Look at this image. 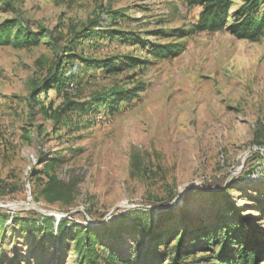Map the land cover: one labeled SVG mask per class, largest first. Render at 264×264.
I'll return each instance as SVG.
<instances>
[{
    "label": "rangeland",
    "instance_id": "1",
    "mask_svg": "<svg viewBox=\"0 0 264 264\" xmlns=\"http://www.w3.org/2000/svg\"><path fill=\"white\" fill-rule=\"evenodd\" d=\"M241 3L233 0L230 20ZM117 9L123 15L102 27L179 42L180 53L159 58L123 42L103 48L98 53L128 52L143 62L107 74L84 72L67 99L85 110L67 114L74 129L54 132L38 107L30 114L32 85L52 70L73 29ZM200 9L187 0H0V23L14 19V27L24 22L44 29L30 45L11 38L0 43V209L9 215L42 213L34 206H9L33 202L55 212L47 214L54 225L34 235L6 219L0 264H82L76 241L78 233L84 237V226L116 231L101 235L98 245L127 264H166L185 230L193 232L186 245L198 243L196 232L212 243L242 224L264 231V37L238 38L226 28L174 34L195 21ZM136 85L145 89L111 114L96 111L98 95ZM60 133L66 134L62 141ZM41 151L64 155L56 172L77 181L71 204L37 199L32 177L43 166ZM189 183L198 185L178 196ZM150 215L159 237L133 226ZM204 245L191 254V263L221 264L222 245Z\"/></svg>",
    "mask_w": 264,
    "mask_h": 264
},
{
    "label": "trees",
    "instance_id": "2",
    "mask_svg": "<svg viewBox=\"0 0 264 264\" xmlns=\"http://www.w3.org/2000/svg\"><path fill=\"white\" fill-rule=\"evenodd\" d=\"M187 2L190 5H199L201 9L197 19L188 23L187 28L179 27L175 30L174 34L179 37L196 32L218 31L224 28L238 38L251 41L264 37V0H242L241 5L231 15L233 20L229 19L233 0H187ZM122 15V11L117 9L111 13L107 12L106 18H95L83 27L73 29L66 43L63 44V52L55 60L52 70L42 81L32 85L28 96V103L31 107L30 114L41 112L47 120H52L54 132L65 129V133H67L74 129L67 114H71L74 110H85L84 105L67 99L68 90L72 85L80 84L84 72L87 73L89 69H97L107 74L117 71L125 65L133 66L143 62L142 59L128 52L111 55L98 53L103 48L123 42L133 45V47L138 46L146 50L148 54L159 58L174 57L180 53L181 44L179 42H156L143 39L129 31L102 27L105 22L110 25V20L117 22V18ZM14 23V19H5L0 23V43H7L11 38L23 46L30 45L37 42L44 33L43 28L34 29L22 24L14 27ZM144 89L145 87L142 85L130 88H113L107 94L96 97L99 103L96 111L111 114L117 110L120 102L132 100L138 92ZM51 90L55 92V96L52 98L49 97ZM60 97L62 99L57 102V98ZM37 107L38 110L35 112L34 108ZM65 133H60L57 137L62 141L65 138ZM24 137L31 138L27 133ZM260 145L261 143L257 144V146ZM38 160L43 166L40 170L35 171L32 177L35 184L38 185L37 199L46 204H71L78 192L77 181L62 179L56 172V167L64 161V155L51 156L41 151ZM8 218L12 226H17L32 235L42 231L48 225H54V218L44 213L26 211L9 215L0 209V227H5ZM153 220L157 219L151 215L144 219L138 218L133 221V226L138 232L156 238L160 236V233L156 231L158 227ZM58 223L63 228L65 219ZM83 232L84 237L78 233L77 237L80 238L76 241V245L83 252L82 264H127L121 262L120 259L118 261L115 253L105 255L100 251L98 240L101 235L107 233L114 236L116 234V231L112 232L108 229V225L84 226ZM192 233L190 230H185L183 236L180 235L178 243L172 245L175 246V253L170 255L166 264H192L191 254L204 250L203 248L207 246L204 244H213L215 241L222 245V251L217 257L221 264H264V231L258 230L254 225L242 224L231 232L224 231L220 233V237L216 235L212 243L210 239L204 238L206 236L204 232H201L200 236L194 232V240H197L198 243L186 245V237L191 236ZM207 240L210 241L207 242ZM229 243L235 244L234 249H229ZM230 251L233 253H229Z\"/></svg>",
    "mask_w": 264,
    "mask_h": 264
},
{
    "label": "water",
    "instance_id": "3",
    "mask_svg": "<svg viewBox=\"0 0 264 264\" xmlns=\"http://www.w3.org/2000/svg\"><path fill=\"white\" fill-rule=\"evenodd\" d=\"M197 186V185H196ZM183 187L185 188H194V183H189V184H186L184 185ZM184 192V190H183ZM182 191L178 194V196H181V194L183 193ZM1 206V205H0ZM9 206H34V207H37L39 209V211H41L42 213L44 214H54L55 212L50 210V209H45V208H42L40 206H37L36 204H34L33 202H26V203H23V202H11Z\"/></svg>",
    "mask_w": 264,
    "mask_h": 264
},
{
    "label": "bare ground",
    "instance_id": "4",
    "mask_svg": "<svg viewBox=\"0 0 264 264\" xmlns=\"http://www.w3.org/2000/svg\"><path fill=\"white\" fill-rule=\"evenodd\" d=\"M196 185H198L197 183H194V186H196ZM187 188H185V187H182L181 188V191L183 192V190L185 191Z\"/></svg>",
    "mask_w": 264,
    "mask_h": 264
},
{
    "label": "built area",
    "instance_id": "5",
    "mask_svg": "<svg viewBox=\"0 0 264 264\" xmlns=\"http://www.w3.org/2000/svg\"><path fill=\"white\" fill-rule=\"evenodd\" d=\"M21 24H22L23 26H27L26 23H24V22H21Z\"/></svg>",
    "mask_w": 264,
    "mask_h": 264
}]
</instances>
